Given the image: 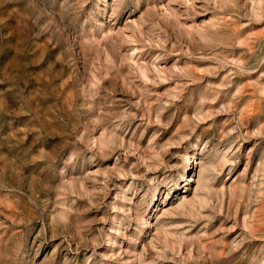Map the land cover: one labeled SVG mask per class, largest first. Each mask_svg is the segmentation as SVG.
Wrapping results in <instances>:
<instances>
[{"label":"rangeland","instance_id":"1","mask_svg":"<svg viewBox=\"0 0 264 264\" xmlns=\"http://www.w3.org/2000/svg\"><path fill=\"white\" fill-rule=\"evenodd\" d=\"M0 264H264V0H0Z\"/></svg>","mask_w":264,"mask_h":264}]
</instances>
